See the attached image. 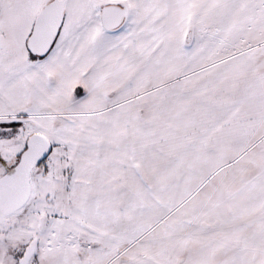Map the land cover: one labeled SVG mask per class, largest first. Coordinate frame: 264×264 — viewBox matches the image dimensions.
<instances>
[{
    "label": "snow or ice",
    "instance_id": "obj_1",
    "mask_svg": "<svg viewBox=\"0 0 264 264\" xmlns=\"http://www.w3.org/2000/svg\"><path fill=\"white\" fill-rule=\"evenodd\" d=\"M0 264H264V0H0Z\"/></svg>",
    "mask_w": 264,
    "mask_h": 264
}]
</instances>
